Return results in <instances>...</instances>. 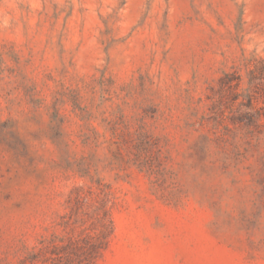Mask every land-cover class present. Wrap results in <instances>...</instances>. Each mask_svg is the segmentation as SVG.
I'll return each mask as SVG.
<instances>
[{"label": "rangeland", "instance_id": "rangeland-1", "mask_svg": "<svg viewBox=\"0 0 264 264\" xmlns=\"http://www.w3.org/2000/svg\"><path fill=\"white\" fill-rule=\"evenodd\" d=\"M250 70L264 0H0V264L103 197L91 264H264V117L220 89Z\"/></svg>", "mask_w": 264, "mask_h": 264}, {"label": "trees", "instance_id": "trees-1", "mask_svg": "<svg viewBox=\"0 0 264 264\" xmlns=\"http://www.w3.org/2000/svg\"><path fill=\"white\" fill-rule=\"evenodd\" d=\"M259 77L254 70H250L248 86L242 92L237 91L240 76L236 72L226 73L225 77L222 78L223 83L220 89L227 91L233 101L242 97L239 105L246 108L239 117H231L233 122L238 121L245 126L255 123L257 127L263 125V123L257 125V120L262 116L264 117L263 108L252 109L254 99L261 96L264 101V83L261 81L254 82ZM224 79L226 80L224 81ZM77 202L80 200L77 199ZM86 215L88 224L81 229L78 235L73 233L74 225L69 222L63 223L65 229L68 227L70 229L63 236H54L48 244L38 251L37 256L53 264H91L107 247L113 233V221L105 197L101 198L92 212ZM81 222L82 224L86 223L85 220Z\"/></svg>", "mask_w": 264, "mask_h": 264}]
</instances>
